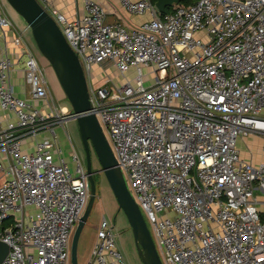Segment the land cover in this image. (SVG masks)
<instances>
[{
  "label": "built area",
  "instance_id": "obj_1",
  "mask_svg": "<svg viewBox=\"0 0 264 264\" xmlns=\"http://www.w3.org/2000/svg\"><path fill=\"white\" fill-rule=\"evenodd\" d=\"M36 1L82 66L90 112L106 129L162 264H264L254 198L264 193V163L242 160L236 147L248 135L264 137V0H194L161 15L151 0H116L128 15L151 13L136 28L107 23L93 0L77 18ZM6 33L25 58V98L11 85ZM1 40L0 241L9 247L1 264H70L90 186L80 159L72 155L71 171L56 140L69 112L57 107L0 0ZM93 68L107 77L100 87ZM41 133L49 138L38 140ZM83 264H126L104 217Z\"/></svg>",
  "mask_w": 264,
  "mask_h": 264
},
{
  "label": "water",
  "instance_id": "obj_2",
  "mask_svg": "<svg viewBox=\"0 0 264 264\" xmlns=\"http://www.w3.org/2000/svg\"><path fill=\"white\" fill-rule=\"evenodd\" d=\"M5 2L30 28L39 53L50 64L71 108V113L65 116V120H73L77 123L85 154V170L90 192L84 212L71 237L70 264H77L78 241L96 197V185L93 176L97 172L92 170L91 151L99 165L98 173L103 174L116 200L118 210L122 211L127 219L141 263L162 264L143 214L127 187L124 175L117 165L102 126L95 115L90 112L87 82L77 56L66 42L52 17L36 0H5ZM178 4H180V0H156L153 6L157 13L165 14L168 8ZM8 252V245L0 241V264Z\"/></svg>",
  "mask_w": 264,
  "mask_h": 264
},
{
  "label": "rangeland",
  "instance_id": "obj_3",
  "mask_svg": "<svg viewBox=\"0 0 264 264\" xmlns=\"http://www.w3.org/2000/svg\"><path fill=\"white\" fill-rule=\"evenodd\" d=\"M10 11L12 14L19 17V19H22L15 11H13L10 6L8 5ZM23 20V19H22ZM27 25V24H26ZM28 27V26H27ZM30 34L31 30L28 27ZM32 36V35H31ZM33 39V38H32ZM33 41V40H32ZM34 42V41H33ZM35 51L40 56L42 64L46 67L45 72V78L49 85V91L54 98V101L58 108L67 107L69 108L68 112L71 113V108L69 106V103L66 99V96L64 95V92L62 91L56 76L50 66V64L47 62V60L44 59V57L39 53L35 43ZM24 61L25 58L20 59V67L23 66L24 68ZM44 67V68H45ZM50 72V73H49ZM92 72L94 75H97V83L95 87H100L104 84V81L106 80V75L101 73L99 74V70L97 68H93ZM114 72V70L110 69L108 70V74ZM117 73H115V76ZM133 74V73H131ZM130 74V75H131ZM142 74L145 77L144 85L145 87H149L152 83V81L149 79V76L147 75V70L142 69ZM129 75V76H130ZM116 82H118V79L115 78ZM103 127V132L106 135V129ZM56 138L58 140V145L62 149L63 155L65 159L68 162L69 168L71 171H73L75 163L72 160V155L75 153L77 157L80 159L82 165L85 167V154L81 145L79 133H78V127L77 123L73 120L67 121L63 127H56L55 128ZM239 139L237 141L236 147L238 148L240 143ZM91 161H92V170L93 172H97L93 177L96 185V197L95 201L92 207V210L90 212V215L84 225V228L81 232L79 241H78V247H77V264H83L87 257L89 256L93 241L96 236V228L99 226V223L104 217L108 223L111 225L113 224V233L116 236V242L119 246V249L123 255L124 261L126 264H142L138 254L136 252L134 241L131 233V229L128 225L127 219L122 213V211L118 210V206L116 203V200L110 190V187L108 186V183L106 182L103 174H99V165L97 163V159L94 155V153L91 151ZM124 178L127 184V187L129 191L132 193V190L128 184V180L126 175L124 174ZM257 193V192H256ZM254 194V196H257L258 194ZM259 215H262L260 211L257 209ZM141 212L144 215V212L141 210ZM147 226L150 231V225L147 223Z\"/></svg>",
  "mask_w": 264,
  "mask_h": 264
},
{
  "label": "crops",
  "instance_id": "obj_4",
  "mask_svg": "<svg viewBox=\"0 0 264 264\" xmlns=\"http://www.w3.org/2000/svg\"><path fill=\"white\" fill-rule=\"evenodd\" d=\"M1 1L3 2V7L7 12L8 16L10 17L14 25L17 27V29L22 32L24 41L28 44V46L36 55L38 63L40 64L41 68L45 73L46 67L42 64L40 56L35 51V47L33 44L34 42L32 41L33 39L26 23L22 19H19L18 16L11 13L7 3L4 2V0ZM47 1L50 7L58 10L67 18H77L84 15L85 13L84 0H47ZM93 1H96L104 10L106 15L105 21L107 23L124 22L128 27L136 28L143 22L150 20L152 17L151 13H146L143 16L128 15L119 7L116 0H93ZM175 6L176 5L172 6L171 8H168L170 9V11L167 9L168 12H171ZM157 14L161 15L159 13ZM11 40H12V34L6 33L5 47L14 65L13 71L11 72V76H10L11 85L13 87L14 94L17 97L25 98L28 97V87L25 83L24 68L23 66L22 67L19 66L20 59L17 55V49L12 44ZM2 45H3V41L1 40L0 55L3 53ZM34 105H37V107H41V104L38 103H34ZM63 108H66L67 111H69L68 110L69 108L67 107H63ZM6 118L7 115H3L2 113H0V126L3 127L5 125ZM45 138H49L48 134L46 133H41L37 137L38 140ZM239 141H240L239 142L240 145L237 148V150L242 160L246 162H250L253 166H258L259 164L264 163V137L258 135H248L245 138L239 139ZM29 144H32V142L30 141ZM255 193L258 194L257 196H259V197L254 196L255 206L260 211V213L264 215V193H262L259 190L255 191Z\"/></svg>",
  "mask_w": 264,
  "mask_h": 264
},
{
  "label": "trees",
  "instance_id": "obj_5",
  "mask_svg": "<svg viewBox=\"0 0 264 264\" xmlns=\"http://www.w3.org/2000/svg\"><path fill=\"white\" fill-rule=\"evenodd\" d=\"M156 2V0H151V3L154 4ZM194 2V0H180V4L182 5H189L192 4ZM170 11V9H168ZM167 10V12H168ZM261 216V220L264 222V215H260Z\"/></svg>",
  "mask_w": 264,
  "mask_h": 264
}]
</instances>
